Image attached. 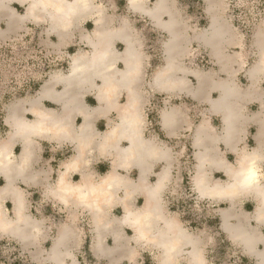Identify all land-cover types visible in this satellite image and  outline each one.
<instances>
[{
    "label": "clouds",
    "instance_id": "1",
    "mask_svg": "<svg viewBox=\"0 0 264 264\" xmlns=\"http://www.w3.org/2000/svg\"><path fill=\"white\" fill-rule=\"evenodd\" d=\"M245 261L264 0H0V264Z\"/></svg>",
    "mask_w": 264,
    "mask_h": 264
},
{
    "label": "crops",
    "instance_id": "2",
    "mask_svg": "<svg viewBox=\"0 0 264 264\" xmlns=\"http://www.w3.org/2000/svg\"><path fill=\"white\" fill-rule=\"evenodd\" d=\"M17 7H18V6H17ZM53 39H55V37H53ZM119 45H121L119 48L122 50L123 45H122V44H119ZM69 51H74V49L70 48ZM121 66H122V65H121ZM91 103H94V99L92 100ZM46 104H48V106H53L50 102H46ZM78 123H79V121H78ZM141 203H142V201H141ZM129 234H130V233H129ZM109 243H111V241H109Z\"/></svg>",
    "mask_w": 264,
    "mask_h": 264
},
{
    "label": "rangeland",
    "instance_id": "3",
    "mask_svg": "<svg viewBox=\"0 0 264 264\" xmlns=\"http://www.w3.org/2000/svg\"><path fill=\"white\" fill-rule=\"evenodd\" d=\"M121 45H118V47H120ZM93 98H89V102H92ZM19 149H17L18 151ZM249 210H251L250 206H249ZM245 264H246V261H245Z\"/></svg>",
    "mask_w": 264,
    "mask_h": 264
}]
</instances>
